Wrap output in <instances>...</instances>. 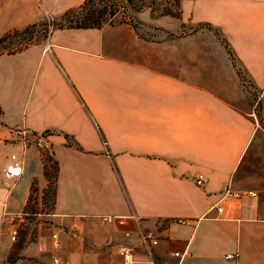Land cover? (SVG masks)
Returning <instances> with one entry per match:
<instances>
[{"label":"crops","instance_id":"1","mask_svg":"<svg viewBox=\"0 0 264 264\" xmlns=\"http://www.w3.org/2000/svg\"><path fill=\"white\" fill-rule=\"evenodd\" d=\"M83 1L0 0V35ZM179 13L150 21L173 38L148 41L124 23L61 28L0 55V252L32 187L47 184L32 145L20 175L5 174L11 155L22 157L11 131L26 127L49 133L46 216L64 262L117 263L129 245L134 264H264V123L240 72L263 89L264 0H181ZM203 26L205 40L182 34ZM226 186L256 195L223 198ZM144 230L157 234L150 253Z\"/></svg>","mask_w":264,"mask_h":264},{"label":"rangeland","instance_id":"2","mask_svg":"<svg viewBox=\"0 0 264 264\" xmlns=\"http://www.w3.org/2000/svg\"><path fill=\"white\" fill-rule=\"evenodd\" d=\"M113 1H118V10L115 6L116 11L113 15L106 14L104 19L106 25L130 24L141 38L148 41H158L160 38L177 36L174 31L163 32L161 28L151 25L150 21L155 18L170 16L164 15L166 11L176 15L180 10L181 0H130V4H127L126 0ZM149 2L154 3L151 7H146ZM107 4H111V1L103 2L97 7L101 8ZM61 16L49 17L37 24H31L23 30H11L0 35V55L14 54L30 45L42 44L50 32L57 27L58 19ZM188 29H184L182 34H192L201 40L209 37L205 31L208 30L206 26ZM240 72L243 75L244 89H248L254 94L252 102L254 114L261 123H264V87L263 91H260V88L258 89L245 78L246 76H244L242 70ZM43 158L48 173L46 188L41 191L38 186L34 185L32 187L27 213L22 214L19 220L14 222L13 228L16 230L14 239H11V236L7 234L8 246L0 252V264H49L47 249H49V237L53 229L50 217L46 214L50 213L53 207L55 160L52 155L46 153H43ZM40 245L43 247L41 251L38 250ZM65 263L73 264L67 263V261Z\"/></svg>","mask_w":264,"mask_h":264},{"label":"built area","instance_id":"3","mask_svg":"<svg viewBox=\"0 0 264 264\" xmlns=\"http://www.w3.org/2000/svg\"><path fill=\"white\" fill-rule=\"evenodd\" d=\"M13 140L14 143L19 144L22 148V157L17 156L16 154L11 155V163L7 164L5 168V174L9 177H16L19 176L21 173V160H23V155L25 150L32 145L33 147L40 150L42 153H46L48 155H52V147H51V141L49 139V133L46 131L43 132H33L29 131L26 127H16L12 131ZM205 176L203 174H198L195 177V184L198 186H202L205 183ZM221 196L223 198H237V199H243L245 197H254L256 193L251 190L247 191H241V190H235L232 189L230 186H226L224 189H221L219 191ZM218 211H221L220 207H217ZM103 220H109L108 217H103ZM178 223H184L185 220L183 219H177ZM264 221V215H262L261 220ZM15 229L9 228L8 234L11 236V239H14ZM131 233L126 232L124 235L129 236ZM157 234L152 232L151 230H144L140 231L137 234L138 242L140 245L143 246V248L147 251V253L151 252V248L155 246L158 242L157 240ZM50 237L52 239V248L50 252V264H65V262L62 260L61 255L58 254L55 250H58L60 247L58 235L56 232H52L50 234ZM133 249L129 245L122 246V248L119 250L118 255L121 257V261L113 264H134L133 259ZM173 256L181 258L183 253L175 252L172 254ZM235 254L230 253L226 255V258H233ZM74 264H81V263H74ZM90 264H97L96 262L90 263Z\"/></svg>","mask_w":264,"mask_h":264},{"label":"trees","instance_id":"4","mask_svg":"<svg viewBox=\"0 0 264 264\" xmlns=\"http://www.w3.org/2000/svg\"><path fill=\"white\" fill-rule=\"evenodd\" d=\"M111 1V4L103 5L101 8L97 6L99 4H103V2ZM127 4H130V0H126ZM113 0H85L83 3L74 8L72 10H67L61 18L58 19V24L55 29L67 28V29H100L106 25L105 16L108 13L110 16L114 14L115 6H117L118 10V1ZM114 3V4H113ZM154 2H149L146 7H151ZM110 10V12H108ZM164 15H170L175 18H179L180 13L175 15L171 12L166 11ZM122 24V23H121ZM55 162V161H54ZM45 165V174L46 177L48 176L47 173V166L44 161ZM55 174H56V164H55Z\"/></svg>","mask_w":264,"mask_h":264}]
</instances>
